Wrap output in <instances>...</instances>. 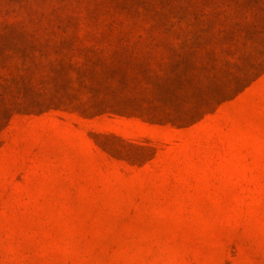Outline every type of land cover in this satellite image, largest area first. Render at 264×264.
I'll list each match as a JSON object with an SVG mask.
<instances>
[{
  "label": "rangeland",
  "instance_id": "rangeland-1",
  "mask_svg": "<svg viewBox=\"0 0 264 264\" xmlns=\"http://www.w3.org/2000/svg\"><path fill=\"white\" fill-rule=\"evenodd\" d=\"M0 264H264V0H0Z\"/></svg>",
  "mask_w": 264,
  "mask_h": 264
}]
</instances>
